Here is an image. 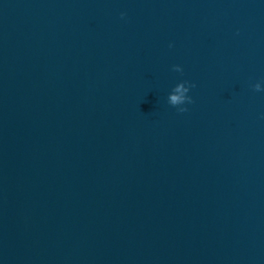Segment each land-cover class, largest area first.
<instances>
[{
    "label": "water",
    "instance_id": "obj_1",
    "mask_svg": "<svg viewBox=\"0 0 264 264\" xmlns=\"http://www.w3.org/2000/svg\"><path fill=\"white\" fill-rule=\"evenodd\" d=\"M257 82L264 0H0V264H264Z\"/></svg>",
    "mask_w": 264,
    "mask_h": 264
},
{
    "label": "clouds",
    "instance_id": "obj_2",
    "mask_svg": "<svg viewBox=\"0 0 264 264\" xmlns=\"http://www.w3.org/2000/svg\"><path fill=\"white\" fill-rule=\"evenodd\" d=\"M120 16L123 19L125 17V13L121 12ZM168 46H169V48H171L173 45L170 42ZM174 67L176 68L177 71L181 70L179 65H175ZM190 87L192 88V87H194V85L191 84ZM254 87H255L256 91L264 90V88H262L261 82H257L254 85ZM188 91H189V88L186 87L184 84L177 85L172 90V92L169 93L168 102L170 104H172V105H183L185 103V101H187L188 104H191L192 103V98L186 95ZM186 111H187V107H180L178 109V112H181V113L186 112Z\"/></svg>",
    "mask_w": 264,
    "mask_h": 264
}]
</instances>
